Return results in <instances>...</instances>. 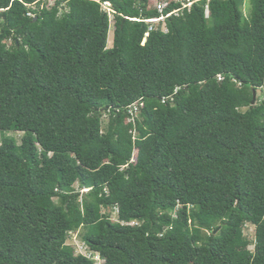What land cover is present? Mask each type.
Instances as JSON below:
<instances>
[{
    "label": "trees",
    "instance_id": "16d2710c",
    "mask_svg": "<svg viewBox=\"0 0 264 264\" xmlns=\"http://www.w3.org/2000/svg\"><path fill=\"white\" fill-rule=\"evenodd\" d=\"M98 1L0 0V264H264V0Z\"/></svg>",
    "mask_w": 264,
    "mask_h": 264
},
{
    "label": "rangeland",
    "instance_id": "374dc122",
    "mask_svg": "<svg viewBox=\"0 0 264 264\" xmlns=\"http://www.w3.org/2000/svg\"><path fill=\"white\" fill-rule=\"evenodd\" d=\"M58 0H43L42 4H41V8L43 9L44 7L45 8H51L55 5V3L57 2ZM176 1H182V0H150V6L151 8L153 9H157L158 10V6L161 5V4H170L172 2H176ZM105 9H107L106 11H108L109 13V19H110V32H109V40H108V47L109 48H112L113 47V42H114V33H115V28H114V25H115V20H114V14L109 11V8H106L105 6H103ZM34 9H38V7H33ZM249 11L251 12V0H247V7L244 8V13L245 15H247L249 13ZM155 26H158L156 24H154V27ZM9 45H11V43H9ZM257 99L258 100H262L263 99V91H258V94H257ZM103 123H104V127L107 123V117H104L103 118ZM8 135L10 136H13L15 137V139L18 141V143L21 142V139H22V136L21 134H17V133H9ZM0 145H1V134H0ZM74 190L76 192H80V188H79V185L77 184L75 187H74ZM87 191H81L82 194L86 193ZM103 213H106L103 212ZM111 216H112V220L113 221H116L117 219V212L114 211L111 213ZM84 233V229H81L79 230L78 232L76 233H72L67 244L69 246H72L76 253L77 254H86L88 255L94 262V264H104L103 260L97 256V255H92L87 248H85L83 242H82V235ZM245 236L248 238V240L251 242V246L249 247V250L250 251H254V243H255V227L252 226V225H248L246 228H245Z\"/></svg>",
    "mask_w": 264,
    "mask_h": 264
},
{
    "label": "built area",
    "instance_id": "2783aa9c",
    "mask_svg": "<svg viewBox=\"0 0 264 264\" xmlns=\"http://www.w3.org/2000/svg\"><path fill=\"white\" fill-rule=\"evenodd\" d=\"M198 1H200V0H196V1H192V0H182V1H176L175 3H182V5H183V9H185V8H187V9H190L192 6H193V4L194 3H196V2H198ZM99 3L101 2V0H99L98 1ZM102 3V7L103 6H105L106 8H109V11H111L112 13H113V11L111 10V4H109V3H107V2H101ZM171 4V3H170ZM170 4H161V5H159L158 6V11H159V13L161 14V17L160 18H157V19H153V20H145V21H143V22H145V23H147V24H149L150 25V31L152 30V29H154V24H156V25H162L164 22H165V20L168 18V17H170L171 15H173V14H177L179 11H175L174 13H172V14H170V15H168L167 17L166 16H164L163 15V13H164V11L166 10V8L170 5ZM103 10L104 11H106L107 9H105L104 7H103ZM108 12V11H107ZM114 14V13H113ZM206 17L207 18H209V7H206ZM135 22H141V20H134ZM149 35H147V37H148ZM86 248V247H85ZM84 255H86V254H84ZM92 255H94V254H92ZM86 256H88V255H86ZM89 257V256H88ZM90 258V257H89Z\"/></svg>",
    "mask_w": 264,
    "mask_h": 264
},
{
    "label": "water",
    "instance_id": "95a60500",
    "mask_svg": "<svg viewBox=\"0 0 264 264\" xmlns=\"http://www.w3.org/2000/svg\"><path fill=\"white\" fill-rule=\"evenodd\" d=\"M254 100H253V105L256 103V98H257V92H254Z\"/></svg>",
    "mask_w": 264,
    "mask_h": 264
}]
</instances>
